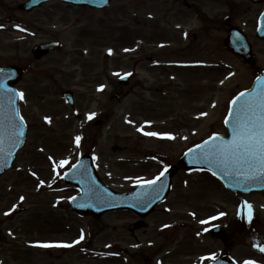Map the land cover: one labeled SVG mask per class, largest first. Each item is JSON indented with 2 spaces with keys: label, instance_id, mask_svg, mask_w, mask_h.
I'll use <instances>...</instances> for the list:
<instances>
[{
  "label": "rangeland",
  "instance_id": "1",
  "mask_svg": "<svg viewBox=\"0 0 264 264\" xmlns=\"http://www.w3.org/2000/svg\"><path fill=\"white\" fill-rule=\"evenodd\" d=\"M26 1L0 0V65H24L28 69L19 88L24 93L23 105L29 116L27 142L13 169L0 180V232L4 240L0 243V262L16 264V249L25 248L29 250L25 252V261L45 264L43 248L34 250L31 244L73 237L66 229L71 222V227L82 228L83 244L93 237V249L105 253L109 240L121 246L126 239L130 240L127 229L134 218L118 212L98 220L77 219L66 203L76 191L59 183V176L78 161L80 153L90 152L95 156L101 179L112 189L125 192L136 184L155 179L165 167L177 165L194 144L214 133H225L227 102L251 83L254 73L225 52L221 23L225 15L236 19L255 42L256 7L249 0H195L196 10L185 11L169 0H116L107 12L80 11L50 3L26 13L20 10ZM126 24L131 37L125 46L134 45L141 36L144 55L159 58L163 65L153 71L156 84L152 87L162 88V96L152 92L146 98L150 104H144L145 108H141L138 98L146 88L139 86V79L146 77L139 67L143 63L141 58L137 69L140 75L132 82L137 87L127 99L130 103L117 99L127 91L118 83L119 78L134 63L123 57L122 43L117 41L123 36ZM110 30H115L113 45L105 42L104 32ZM87 32L94 35L82 41L81 35ZM54 40L62 43L61 51L34 61L32 49ZM110 49L112 58L108 57ZM174 61L202 63L209 69H172L169 66ZM261 61L264 66V57ZM145 63L150 64L148 60ZM170 75L175 77L172 82ZM162 77L165 82L157 85ZM171 83L178 85L177 88ZM98 85H104V89L98 90ZM187 88L194 90L193 94ZM65 90L75 93L74 106L63 100ZM92 113L93 119H87ZM98 120L102 123L97 126ZM153 120H158L159 126H154ZM151 123V131L143 130L144 125ZM143 132L165 135L156 138ZM166 135L174 139L163 138ZM77 136L82 138L79 147ZM114 146L121 150L113 152ZM60 160L69 163L53 171ZM173 184L167 205L172 204L178 229H189L192 234L207 229L216 213H224L222 206L234 212L238 203L203 172L192 175L181 172ZM252 198L264 230V198L260 200L261 196L257 195ZM20 208L23 212L17 214ZM6 212L10 214L6 216ZM206 217L209 218L204 227L201 221ZM17 229L22 235L18 245L14 236ZM198 234L197 238L203 239ZM99 258H94L96 264H107Z\"/></svg>",
  "mask_w": 264,
  "mask_h": 264
},
{
  "label": "flooded vegetation",
  "instance_id": "2",
  "mask_svg": "<svg viewBox=\"0 0 264 264\" xmlns=\"http://www.w3.org/2000/svg\"><path fill=\"white\" fill-rule=\"evenodd\" d=\"M171 2L188 11L192 10L195 6L193 0H171ZM251 4L256 7L257 14L260 10L261 12L264 11V2L251 1ZM77 9L84 11V9L88 8ZM113 34V32L108 34L105 39L107 43L113 44ZM92 35H94L92 32L82 34L81 40L85 41ZM129 39L130 36L126 37L125 43ZM225 45L227 47L226 41ZM263 53L264 39L260 40L258 38L257 44L253 45V66L256 70L261 69V66H263L261 61V58L264 57ZM237 59L241 61L240 58ZM106 77L108 78L107 72ZM151 77L152 80L156 79L153 72H151ZM133 81L135 82V78L132 79L131 77L125 97L129 96L131 90L137 87L132 84ZM157 85H162V78L161 81L159 80L157 82ZM177 86L174 85L176 88ZM141 91L145 94L148 92L150 94L149 97L152 96V92L155 94L159 92L158 89L152 87L148 91L146 88H143ZM145 94L140 97L141 102L139 104H141V107L144 104H150V100L146 99ZM25 113L28 116L26 110ZM260 196L264 197V194ZM234 198L242 200L245 197L234 196ZM253 202L251 203L254 204ZM226 211L224 209L222 220L217 224L219 230L213 231L212 228H208L204 231L198 230L196 234H192V231L189 229H178V224L173 219L175 214L172 213V204L166 207H158L154 213L145 219H141L133 212L126 211L128 215L134 218V223L129 224L127 229L130 240L128 241L126 239L124 246H117L113 241L108 244L107 264H213L216 261H222V264H246V262L264 264V251H260L261 248H264V230L259 228L263 225L260 222L259 216L254 214V220L249 225H243L239 222V218H232L234 214ZM154 220L157 223H153ZM202 220L205 221L206 218ZM244 220L243 217L241 222H244ZM142 222L145 224V227L140 230H135L136 223ZM165 225H168V227H165ZM181 226L185 225L181 224ZM67 230L68 233L74 236L71 238H61L60 240H63L64 243L67 239L68 241L70 239L76 241L74 231L68 227ZM15 232L18 233L16 236L19 238V229L15 230ZM198 232H201L200 234L203 239L200 240L197 238L199 236ZM47 242L61 243L59 239H49ZM45 253L48 259L46 264H82L83 261L82 250L77 244L67 248H48L45 250ZM213 255L217 257L215 261L201 260V257ZM26 256L27 254L25 252L17 251L16 264H32L30 261H25ZM67 256L68 259L66 258ZM85 260L89 262L94 261L92 255H87Z\"/></svg>",
  "mask_w": 264,
  "mask_h": 264
},
{
  "label": "snow or ice",
  "instance_id": "3",
  "mask_svg": "<svg viewBox=\"0 0 264 264\" xmlns=\"http://www.w3.org/2000/svg\"><path fill=\"white\" fill-rule=\"evenodd\" d=\"M23 31V29H20ZM129 51V49H125ZM109 54H112V50H109ZM116 75H119L118 73ZM127 75H131L128 73ZM259 79V78H258ZM103 90V86L100 89ZM21 99H24V93L21 92L18 94ZM245 93L241 92L234 100L231 101V104L238 105L233 110H229V117L234 116L233 120L225 119V123H231V133L232 139L230 141L220 140L217 136H212L210 140H205L202 145H197L196 147L200 149L199 152H195L193 149H189V152L194 153V159L192 163L194 164H207L210 167L218 168L225 175H231L236 177H243L245 181H264V81L258 85L257 90L254 93L249 94L247 98ZM14 100L10 98V103H13ZM94 113L89 114L87 119L91 120L94 117ZM206 115V114H202ZM18 116L16 109H12V121H15ZM19 124L12 123L11 127L14 132L12 136L9 137V143L12 148L17 146V140L20 136L24 135V117L19 116ZM47 122H50L49 118H45ZM131 123V121H128ZM141 131V129H138ZM146 136H159L160 134L156 132H143ZM163 138L174 139L170 135H166ZM81 137H75L77 147L80 146ZM3 141L0 140V144ZM11 155V151H9ZM187 155V154H186ZM51 159V157H49ZM69 161L60 160L59 163L53 168L55 171L56 167L62 168L67 165ZM73 168H76V165H72ZM167 172L165 167L164 171L160 173L153 180H148L145 183L149 186L155 185L158 180ZM216 175L215 172L212 173ZM35 175V173H33ZM43 181H40V184L43 185ZM50 186V185H49ZM90 191L93 189L90 188ZM139 195V194H138ZM158 196V194H157ZM73 199H75L73 197ZM23 200V197H21ZM81 207L85 205H80ZM246 207L250 210L251 205L248 204ZM14 210V209H13ZM10 213L6 212L5 215ZM194 215V214H193ZM223 215V214H221ZM213 220L218 219V217H212ZM202 224L208 223V221H201ZM168 227V225H165ZM11 235V234H10ZM84 239L83 234L80 238L74 243L78 244ZM43 248H52V247H72L73 244L66 243H43L35 245ZM260 251H264V248H261ZM217 257L206 256L201 257V260H213L215 261ZM246 264H252V262H246Z\"/></svg>",
  "mask_w": 264,
  "mask_h": 264
},
{
  "label": "water",
  "instance_id": "4",
  "mask_svg": "<svg viewBox=\"0 0 264 264\" xmlns=\"http://www.w3.org/2000/svg\"><path fill=\"white\" fill-rule=\"evenodd\" d=\"M44 1H48V0H32L28 4V7L26 9H31L35 6H38ZM66 1H71L74 3H86V4H90L91 6H99L100 4H103L102 2H99L97 0H66ZM229 41L231 45H234L235 47L241 50V53L243 54V56L245 55L244 57H247L245 54V49H247V46H246V41L244 37H240L237 35L236 32L230 31ZM53 48H54V45L52 46L46 45L40 49H37L35 51L36 57L37 58L42 57V55L48 53ZM17 72H18V77H20L22 72L19 69H17ZM1 76L4 80L3 85H6V84L9 85L11 82L16 81V79H18V77L15 78L16 77L15 70L14 71L7 70ZM13 76L14 78L7 80L9 77H13ZM261 81H264V78H262L259 81L258 85L261 83ZM5 91L8 92V90H5L4 88H2V91H0V140L3 141V143L0 144V176L5 171L10 169L12 162L14 160L15 154L20 149V147L23 145V141H24V135H23L18 138L17 146L15 148H12L9 143V137L12 136L14 132L11 125L13 122L16 124H19L20 120L17 116L16 120L12 121L11 119L12 109L13 108L16 109V101L12 94L11 96L14 102L10 103L8 101L10 96H7ZM255 91L256 89L254 87L252 91L245 93L244 98H247L249 94L254 93ZM65 97L70 98V95L65 94ZM236 107H238V105L232 104L231 110H233L234 112ZM233 119H234V116L229 117L230 121ZM227 126L231 132V123H228ZM217 137H219V139L223 141L231 140V138L225 139L220 136H217ZM193 150L195 152L200 151V149H198L197 147ZM9 151H11V155H9ZM193 159H194V153L188 152L187 155H185L184 158L180 162L181 167L184 169L202 168V169H207L211 171L212 173L215 172L216 176L219 177L226 184L228 188H230L232 191L237 192V193H248L251 191H264V181H253V180L245 181L243 177L225 175L216 167H210L207 164H194L192 163ZM73 172H74L73 174H71L70 176L66 178L81 186L82 196L78 198L76 201H74L72 205L74 207H79L78 209H82V211L81 210L79 211H81L84 214L88 213L94 216L95 215L100 216L109 210H117V209H122V208H133V207L138 206V204L136 202L133 203L132 199L130 198L139 197V195H142V194L145 195L146 190L150 188L160 187L163 191L162 194L163 193L164 195L167 194L170 188L171 179L176 173V169L172 168L160 182L152 186H144L140 189V191L137 190L133 195H130V197L128 198H126V196L114 194L111 191H109L104 185L98 182V179L96 176L91 177V175L87 173L85 169H82L80 165L74 168ZM84 181H87L89 184L94 186L92 188L93 189L92 191L89 190L90 189L89 185H84L83 187L82 182ZM82 204L85 206L81 207L80 205Z\"/></svg>",
  "mask_w": 264,
  "mask_h": 264
}]
</instances>
